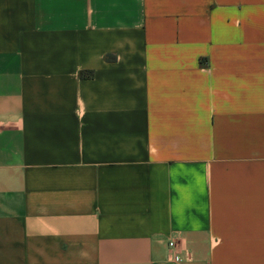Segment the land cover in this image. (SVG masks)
Here are the masks:
<instances>
[{
  "label": "crops",
  "instance_id": "obj_1",
  "mask_svg": "<svg viewBox=\"0 0 264 264\" xmlns=\"http://www.w3.org/2000/svg\"><path fill=\"white\" fill-rule=\"evenodd\" d=\"M0 264H264V0H0Z\"/></svg>",
  "mask_w": 264,
  "mask_h": 264
},
{
  "label": "built area",
  "instance_id": "obj_2",
  "mask_svg": "<svg viewBox=\"0 0 264 264\" xmlns=\"http://www.w3.org/2000/svg\"><path fill=\"white\" fill-rule=\"evenodd\" d=\"M170 245H174V243H173V242H171V243H170Z\"/></svg>",
  "mask_w": 264,
  "mask_h": 264
}]
</instances>
